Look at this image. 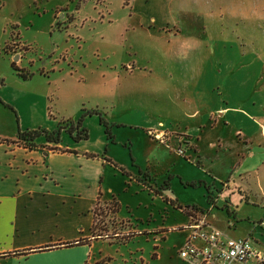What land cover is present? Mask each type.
I'll return each instance as SVG.
<instances>
[{
	"label": "rangeland",
	"instance_id": "rangeland-1",
	"mask_svg": "<svg viewBox=\"0 0 264 264\" xmlns=\"http://www.w3.org/2000/svg\"><path fill=\"white\" fill-rule=\"evenodd\" d=\"M0 91L18 109L0 100V133L44 113L60 123L96 111L110 124L111 159L167 183L158 196L116 178L118 220L110 203L96 209L93 251L107 264H191L179 251L192 206L264 250V157L256 171L236 166L241 138L264 145V0H0ZM81 124L100 130L95 115ZM212 180L227 189L207 210Z\"/></svg>",
	"mask_w": 264,
	"mask_h": 264
},
{
	"label": "crops",
	"instance_id": "crops-1",
	"mask_svg": "<svg viewBox=\"0 0 264 264\" xmlns=\"http://www.w3.org/2000/svg\"><path fill=\"white\" fill-rule=\"evenodd\" d=\"M43 98L38 97L41 101ZM0 100L18 113L13 103L2 96V91H0ZM35 103L38 105L39 101ZM67 122L66 127L75 123L74 120ZM58 123L54 119L46 118L44 113L40 115V123L25 129L20 125V131L39 128L52 133L58 129ZM83 125L87 127L84 119ZM83 125L81 124L82 128ZM99 128L94 137H91L89 130H86L87 139L78 142L71 139L74 133L69 135L64 129L60 131L58 144L48 143L40 136L33 142L36 146L34 149L25 148L17 143L16 136L0 133V264H107L103 256L94 254V243L100 238L92 237L90 229L94 222L96 223L94 214L100 205L115 202L117 211L111 217L118 220L116 217L121 202L116 200L114 194V189L118 186L116 178H126L128 180H125V184L133 183L143 191H152L161 196L162 191L159 189L161 185H156L148 173H145V177H141L143 173L139 170L135 174L130 168L116 164L111 159L108 155V142L100 125ZM161 132L166 131L161 130ZM158 134L154 135L155 138H158ZM236 134L238 137L241 136L240 133ZM64 136L67 138L64 139ZM243 139L241 138L245 154L240 156L236 166L240 164L239 167H244L246 171H256L257 167L255 163L253 164V159L257 158L260 161L264 157L262 155L264 145L259 144L252 149L249 147L248 139ZM249 165L253 167L246 169ZM116 173H119V176ZM227 173H224L222 179L215 177L216 180L222 183ZM240 176L237 174V177ZM114 181L115 186H113ZM215 183V180H212L210 184L215 196L208 192L207 210L215 207L219 194L227 189L221 186L215 190ZM206 188L208 191L209 187ZM132 193L137 195L136 189H132L129 196ZM169 201L171 200L163 197L164 203L170 204ZM226 203L225 200L224 204ZM171 206L179 210V206L173 202ZM185 209L187 214L183 213V215L188 221L186 225L182 224L186 227L191 219L197 217L195 211L198 213L200 211L193 206ZM208 218L207 215L204 220L211 226ZM120 222L126 225L128 233L135 234L133 225L127 220ZM161 232V230H150L142 233L157 235ZM78 240L86 243L62 247L63 244ZM45 247L50 249L35 251Z\"/></svg>",
	"mask_w": 264,
	"mask_h": 264
},
{
	"label": "built area",
	"instance_id": "built-area-1",
	"mask_svg": "<svg viewBox=\"0 0 264 264\" xmlns=\"http://www.w3.org/2000/svg\"><path fill=\"white\" fill-rule=\"evenodd\" d=\"M176 154L182 156L180 150ZM185 229L188 236L179 256L191 264H264V250L246 238L225 237L204 219H191Z\"/></svg>",
	"mask_w": 264,
	"mask_h": 264
},
{
	"label": "trees",
	"instance_id": "trees-1",
	"mask_svg": "<svg viewBox=\"0 0 264 264\" xmlns=\"http://www.w3.org/2000/svg\"><path fill=\"white\" fill-rule=\"evenodd\" d=\"M6 50V49H5ZM12 67L17 70L14 67V64H11ZM17 75L19 77H21V79H26V75H24L23 73L18 72ZM84 115H95L97 118V122L98 124L102 127L103 129V134L105 136L106 141L110 142L112 141V136L110 134V124H108L102 117L100 114H98L96 111H89ZM80 116L74 123L73 126L69 125L66 127V123L68 122H60L58 123V129L52 133H47L42 129H35V130H31V131H17L16 133V142L21 144L22 146H24L25 148L28 149H34L36 148L35 144L33 143L34 140L40 136H42L44 138V140L48 143H52V144H58L59 143V135H60V131L62 129H64L69 135L71 133H74V135L71 137V139L74 142H78V141H82V140H86L87 139V132L84 128L81 127V119L84 116ZM146 174L143 173L141 174V177H145ZM167 183H163L160 186V190L164 191L167 189L166 186ZM169 203L172 205V202L169 201ZM110 208L111 210H104L107 213L111 214V216L113 217L114 214L116 213V209H117V204L115 202H110ZM177 208V207H176ZM178 209V208H177ZM100 212V216H102L103 214V210H99ZM95 216H97V214H94V218ZM98 223V222H97ZM96 229V223L94 222V224L92 225L90 232H91V236L92 237H97L100 238L98 234H94V230ZM105 238H108L107 236ZM86 242L83 240H78L76 242H72V243H66L63 244L62 247L67 248V247H72V246H77V245H82L85 244ZM50 248L45 247V248H40V249H36L35 251L41 252V251H46ZM107 262V261H106ZM105 264V263H103Z\"/></svg>",
	"mask_w": 264,
	"mask_h": 264
},
{
	"label": "water",
	"instance_id": "water-1",
	"mask_svg": "<svg viewBox=\"0 0 264 264\" xmlns=\"http://www.w3.org/2000/svg\"><path fill=\"white\" fill-rule=\"evenodd\" d=\"M16 59H17V56H15L13 60H16Z\"/></svg>",
	"mask_w": 264,
	"mask_h": 264
}]
</instances>
